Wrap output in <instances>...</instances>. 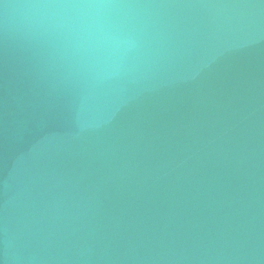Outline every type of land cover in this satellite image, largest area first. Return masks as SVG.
Instances as JSON below:
<instances>
[{
    "label": "water",
    "instance_id": "95a60500",
    "mask_svg": "<svg viewBox=\"0 0 264 264\" xmlns=\"http://www.w3.org/2000/svg\"><path fill=\"white\" fill-rule=\"evenodd\" d=\"M0 0V264H264V0H104L125 41Z\"/></svg>",
    "mask_w": 264,
    "mask_h": 264
},
{
    "label": "clouds",
    "instance_id": "9594fccd",
    "mask_svg": "<svg viewBox=\"0 0 264 264\" xmlns=\"http://www.w3.org/2000/svg\"><path fill=\"white\" fill-rule=\"evenodd\" d=\"M129 6L104 0H31L27 10L42 33L71 37L88 48H103L125 41L108 11Z\"/></svg>",
    "mask_w": 264,
    "mask_h": 264
}]
</instances>
